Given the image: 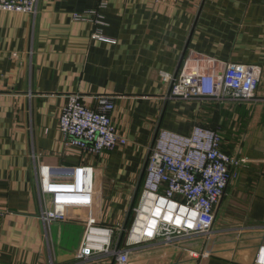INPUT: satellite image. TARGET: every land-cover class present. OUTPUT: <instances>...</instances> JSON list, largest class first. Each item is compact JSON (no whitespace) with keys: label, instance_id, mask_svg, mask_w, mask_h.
I'll return each instance as SVG.
<instances>
[{"label":"crops","instance_id":"crops-1","mask_svg":"<svg viewBox=\"0 0 264 264\" xmlns=\"http://www.w3.org/2000/svg\"><path fill=\"white\" fill-rule=\"evenodd\" d=\"M200 56L259 66L254 98L170 97L160 73ZM69 94L91 109L110 96L126 143L98 154L68 142L58 121ZM194 125L218 131L237 160L212 227L133 246L127 264H254L264 232V0H38L34 14L0 10V264H117L75 257L84 218L112 227L122 246L158 130ZM72 166L92 172V204L47 223L39 169L66 180Z\"/></svg>","mask_w":264,"mask_h":264},{"label":"built area","instance_id":"built-area-1","mask_svg":"<svg viewBox=\"0 0 264 264\" xmlns=\"http://www.w3.org/2000/svg\"><path fill=\"white\" fill-rule=\"evenodd\" d=\"M38 0H0V10L34 14ZM76 19L82 18L75 13ZM182 61L177 72L160 73L170 87L169 96L179 99L212 98L217 101L247 102L254 98L261 69L245 63H225L200 56L190 64ZM97 109L81 102L77 94L67 95L58 126L68 142L92 153L111 151L126 139L112 124L110 96H96ZM221 134L194 125L187 134L159 129L148 148L141 194L133 207L132 221L122 240L114 241L115 230L93 218L85 219V228L75 252L78 260L111 256L117 264H127L133 246L162 239L207 234L213 224L214 207L229 182L228 165L237 160L221 149ZM71 177L52 180L49 169L40 167L39 189L47 195L48 207L42 219L64 221L76 209L92 204V172L89 168H68ZM67 171V172H68ZM44 199V198H43ZM254 264H264V232L257 246Z\"/></svg>","mask_w":264,"mask_h":264},{"label":"rangeland","instance_id":"rangeland-1","mask_svg":"<svg viewBox=\"0 0 264 264\" xmlns=\"http://www.w3.org/2000/svg\"><path fill=\"white\" fill-rule=\"evenodd\" d=\"M202 126H204V125H202ZM206 127V126H205ZM207 128H210V127H207ZM211 129V128H210Z\"/></svg>","mask_w":264,"mask_h":264},{"label":"trees","instance_id":"trees-1","mask_svg":"<svg viewBox=\"0 0 264 264\" xmlns=\"http://www.w3.org/2000/svg\"><path fill=\"white\" fill-rule=\"evenodd\" d=\"M202 126V125H201ZM203 127H205V126H203ZM214 130V129H213Z\"/></svg>","mask_w":264,"mask_h":264}]
</instances>
